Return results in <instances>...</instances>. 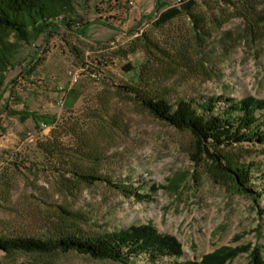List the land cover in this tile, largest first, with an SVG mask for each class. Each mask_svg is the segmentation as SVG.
Returning <instances> with one entry per match:
<instances>
[{"label": "rangeland", "instance_id": "obj_1", "mask_svg": "<svg viewBox=\"0 0 264 264\" xmlns=\"http://www.w3.org/2000/svg\"><path fill=\"white\" fill-rule=\"evenodd\" d=\"M195 1L191 15L157 26L176 0H51L56 26L43 35L0 29V236H95L150 224L183 251L156 264L239 245L258 246L264 258V196L239 192L207 154L194 160L196 137L155 117L132 92L173 104L221 97L217 111L228 99H264V0L249 1L251 12L245 0ZM11 110L56 122L38 129ZM218 153L254 163L252 179L264 185V145ZM249 257L242 251L224 264ZM34 263L151 264L145 255L122 263L76 251H0V264Z\"/></svg>", "mask_w": 264, "mask_h": 264}, {"label": "trees", "instance_id": "obj_2", "mask_svg": "<svg viewBox=\"0 0 264 264\" xmlns=\"http://www.w3.org/2000/svg\"><path fill=\"white\" fill-rule=\"evenodd\" d=\"M249 1L251 0H245V3L251 12L253 6ZM195 5V0H183L179 6L170 5L160 12L155 23L162 26L184 13L191 15ZM56 16L58 15L52 9L51 0H0V29L14 31L22 39H27L29 29L34 30L36 36H41L48 27H55L56 23L50 21ZM63 22L67 28L73 29V19ZM87 29L88 26H85L77 28V31L84 33ZM132 92L136 93L138 99L155 117L167 121L179 130H189L196 137V154L192 155L194 160L202 154H207L221 164L219 168L228 172L227 177L234 182L239 192L250 195L256 202L264 196V185L257 189L258 184L252 179L254 163H241L218 153L222 146H233L241 142L264 145V99L253 96L239 100L228 99L226 106L217 111L221 97H203L201 101L183 98L173 104L158 94L149 96L135 90ZM11 113L18 115L22 121L32 118L38 129L42 125H52L56 122L55 117L41 115L35 111L11 110ZM80 176L88 181L99 180L96 176ZM261 176V179H264V172ZM150 188L154 189L153 186ZM143 196L150 197L147 192ZM258 215L264 216V206L258 208ZM59 250L76 251L97 259L122 263L145 255L151 264H156L163 257H180L183 253L182 245L176 237L160 233L150 224L116 229L95 236L78 232L57 234L51 238L0 236V251L7 253H53ZM242 251H249L247 264H264L261 248L256 246L251 249L250 245L223 246L205 254L201 261L175 260L171 264H224Z\"/></svg>", "mask_w": 264, "mask_h": 264}, {"label": "built area", "instance_id": "obj_3", "mask_svg": "<svg viewBox=\"0 0 264 264\" xmlns=\"http://www.w3.org/2000/svg\"><path fill=\"white\" fill-rule=\"evenodd\" d=\"M130 2L133 3V1H130ZM182 2L183 0H176L175 5L179 6ZM68 74H69L70 82L72 84H75L78 82L79 77H80L79 71L73 69V70H70ZM93 76H97V73H93Z\"/></svg>", "mask_w": 264, "mask_h": 264}, {"label": "crops", "instance_id": "obj_4", "mask_svg": "<svg viewBox=\"0 0 264 264\" xmlns=\"http://www.w3.org/2000/svg\"><path fill=\"white\" fill-rule=\"evenodd\" d=\"M138 1H141V0H138Z\"/></svg>", "mask_w": 264, "mask_h": 264}]
</instances>
